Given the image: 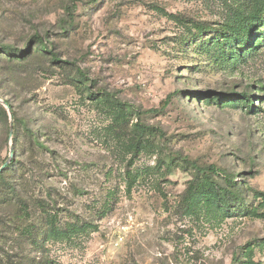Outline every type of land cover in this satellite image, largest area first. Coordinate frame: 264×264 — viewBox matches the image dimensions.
Returning a JSON list of instances; mask_svg holds the SVG:
<instances>
[{"label":"rangeland","instance_id":"374dc122","mask_svg":"<svg viewBox=\"0 0 264 264\" xmlns=\"http://www.w3.org/2000/svg\"><path fill=\"white\" fill-rule=\"evenodd\" d=\"M263 9L0 0V264H264Z\"/></svg>","mask_w":264,"mask_h":264},{"label":"trees","instance_id":"16d2710c","mask_svg":"<svg viewBox=\"0 0 264 264\" xmlns=\"http://www.w3.org/2000/svg\"><path fill=\"white\" fill-rule=\"evenodd\" d=\"M262 15H261V20L264 22V9H263V11H262V13H261ZM198 30H200V31H204L205 30V28L204 27H202V26H199L198 27ZM264 34V33H263ZM229 37H231V35H227V37H226V42L225 43H223V41H221V40H219V39H217V41H216V43H215V46H217V48H219V50H224V48L226 47V46H228V44H232V43H228L227 42V40L229 39ZM38 43L40 44V46H41V49H43V50H48V45L45 43V40L42 38V37H38ZM242 43L244 44V46L243 47H238L237 45H234V49H236V50H238L239 51V53L241 54V52L245 49H247V48H249L251 45H253V40H251L250 38H246L245 40L244 39H242ZM222 45H224L225 47L223 48V46ZM7 52H10V54H13V53H15V52H17L18 50L17 49H15V48H13V47H11V46H9V45H6L5 47H3ZM223 48V49H222ZM218 51V50H217ZM26 52V50H24V52L23 53H25ZM225 53V52H224ZM226 54V53H225ZM53 59H54V61H56V62H61V60L60 59H58L54 54H53ZM64 62H67V61H64ZM85 76V75H84ZM207 93H209V91L207 92H202L201 94H207ZM221 96H223V98H228L227 96H229V98L228 99H226V101H233V100H236V99H241V101H243V103H244V105L247 107V108H249V109H251L253 106H254V104H253V102H252V100H251V98H250V95L248 94V93H243V94H238V93H236V92H234V93H231L230 95H221ZM219 97V98H211L210 99V101H221V98L222 97ZM102 98H104V99H109V98H111L110 97V95L108 94V93H104L102 96H101ZM8 104H10L9 102H7ZM117 110H118V118L120 119V118H124L125 116H126V111H125V106L123 105V103H121L120 101H117ZM10 108H12L11 107V105H10ZM7 121L8 120V113H7V109L0 103V122H2V121ZM147 128H148V126H145L143 123H136V125H135V129H136V131H138V134H139V136L137 137V139L132 143V146H133V148H134V151L135 152H139L140 151V147H141V145H142V143L143 142H145L144 140H143V135L146 133V130H147ZM199 170H200V173H201V175H203V177H206L208 174H209V172H208V170H211V171H214L215 169H214V167H209L208 169L207 168H199ZM226 178V180H228L230 183H232V185L233 186H235V185H237V183H235V181H234V179L232 178V177H225ZM209 179H206L205 181L207 182ZM212 184V183H211ZM209 185V184H208ZM238 188V187H237ZM211 189L212 190H214L215 192H217L218 191V187L217 186H215L214 184H212L211 185ZM221 189V188H220ZM222 190V189H221ZM223 191V190H222ZM225 196H224V198L220 201V207L222 208L223 207V209H224V207L225 208H227L228 209V206L230 205L229 204V201L230 200H233V199H235V200H237V199H239V195L237 194V193H235V191L233 190V191H231V190H229V191H226L225 190ZM230 193H232V195H233V199H231L230 197H229V194ZM260 196L263 198V200H264V193H261L260 194ZM237 203H240V205L242 206L243 205V202H238L237 201ZM225 210V209H224ZM53 231H54V233L56 232V230L52 227L51 228Z\"/></svg>","mask_w":264,"mask_h":264},{"label":"water","instance_id":"95a60500","mask_svg":"<svg viewBox=\"0 0 264 264\" xmlns=\"http://www.w3.org/2000/svg\"><path fill=\"white\" fill-rule=\"evenodd\" d=\"M0 101H2L1 99H0ZM4 104H6V105H8L6 102H3ZM9 109H10V107L9 106H7ZM13 136V127H11V130H10V137H12ZM3 169V168H2ZM1 169V170H2Z\"/></svg>","mask_w":264,"mask_h":264}]
</instances>
